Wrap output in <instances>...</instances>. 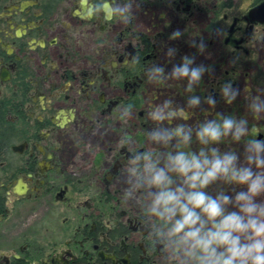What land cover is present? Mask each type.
Returning a JSON list of instances; mask_svg holds the SVG:
<instances>
[{
	"label": "flooded vegetation",
	"instance_id": "flooded-vegetation-1",
	"mask_svg": "<svg viewBox=\"0 0 264 264\" xmlns=\"http://www.w3.org/2000/svg\"><path fill=\"white\" fill-rule=\"evenodd\" d=\"M193 41L259 69L264 0H0V264H166L114 184L146 69L197 64Z\"/></svg>",
	"mask_w": 264,
	"mask_h": 264
},
{
	"label": "clouds",
	"instance_id": "clouds-1",
	"mask_svg": "<svg viewBox=\"0 0 264 264\" xmlns=\"http://www.w3.org/2000/svg\"><path fill=\"white\" fill-rule=\"evenodd\" d=\"M131 4L121 10L130 12ZM183 33L177 29L170 39L176 40ZM190 47L203 54L204 41H193ZM176 49L169 48L168 55L175 56ZM205 64H196V55H184L179 64L165 76L164 69L152 65L146 69L149 82L161 79H186L192 90L206 72ZM239 89L227 83L222 88L226 102L239 96ZM200 103L198 97L189 100V106ZM209 103L215 100L209 98ZM171 102L149 112L148 117L157 123L147 133V142L154 147L172 146L171 152L153 149L135 151L121 163L131 177V188L125 199L134 198L135 192L145 196L142 217L149 238L159 245L166 264H264V140L248 139L244 147V163L231 151H221L215 145L226 137L240 141L251 135L248 120L231 116L208 120L195 130L183 124L175 128L163 126L174 118ZM133 106L125 110L130 113ZM248 110L254 115L264 114V99L253 98ZM201 147L185 150L193 137ZM123 143V142H122ZM223 181L237 186L229 195L218 192L209 194L206 189Z\"/></svg>",
	"mask_w": 264,
	"mask_h": 264
},
{
	"label": "rangeland",
	"instance_id": "rangeland-1",
	"mask_svg": "<svg viewBox=\"0 0 264 264\" xmlns=\"http://www.w3.org/2000/svg\"><path fill=\"white\" fill-rule=\"evenodd\" d=\"M197 64H205L210 67L211 71L206 72L201 81L194 85L192 90L187 88L186 79H170L162 83V79L158 82H149L144 88V101L141 104L140 109L144 112V120L147 123V133L151 132L157 123L152 121L148 114L153 109L163 105L166 101L171 102V109L174 111V118L166 120L163 126L169 128H175L177 125H185L191 127L194 130L202 123L208 120H220L222 117L231 116L236 119L248 120V127L251 131V135L242 138L240 141H234L231 137L224 138L221 143L215 145L222 152L231 151L235 152L240 157V163L244 161V147L248 139L253 137L264 140V114L254 116L248 110L249 102L255 98L260 97L264 99V60L259 69L256 70L257 61H247L245 57L243 61L239 63V66L232 62L231 54L222 53L217 49L204 52L203 54H197ZM233 66L234 70L231 69ZM229 67L228 75L225 74V69ZM172 71L171 68H167L165 75ZM231 83L234 88L239 89V96L236 100L228 103L225 101L222 95V88L225 84ZM212 90L213 96L210 94ZM192 97H198L200 103L198 106L190 107L189 100ZM215 100L214 104L209 103V98ZM135 119V117H134ZM135 122V121H134ZM135 127V124L133 125ZM135 133V132H134ZM145 143V142H144ZM145 150L153 149L156 152H171L176 149L172 146L167 147H154L153 145L143 144ZM185 147V150H198L201 145L195 141L193 137V143L190 146ZM134 181V177H131L130 173L123 175L115 182V187L121 190L122 195L125 197V191L131 188L129 180ZM238 190L235 185H228L223 181H219L209 186L206 191L211 195H216L218 192H225L232 195ZM145 196L142 192H135L134 198L126 199L129 204L135 207H142Z\"/></svg>",
	"mask_w": 264,
	"mask_h": 264
},
{
	"label": "trees",
	"instance_id": "trees-1",
	"mask_svg": "<svg viewBox=\"0 0 264 264\" xmlns=\"http://www.w3.org/2000/svg\"><path fill=\"white\" fill-rule=\"evenodd\" d=\"M135 105L138 107V106H140V105H141V103H135Z\"/></svg>",
	"mask_w": 264,
	"mask_h": 264
}]
</instances>
